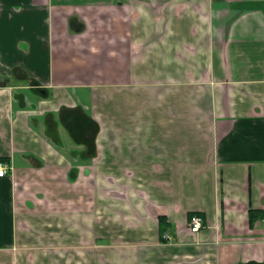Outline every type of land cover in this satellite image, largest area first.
<instances>
[{"label": "crops", "instance_id": "crops-1", "mask_svg": "<svg viewBox=\"0 0 264 264\" xmlns=\"http://www.w3.org/2000/svg\"><path fill=\"white\" fill-rule=\"evenodd\" d=\"M0 163V264H264V0H0Z\"/></svg>", "mask_w": 264, "mask_h": 264}, {"label": "built area", "instance_id": "built-area-1", "mask_svg": "<svg viewBox=\"0 0 264 264\" xmlns=\"http://www.w3.org/2000/svg\"><path fill=\"white\" fill-rule=\"evenodd\" d=\"M10 169V166L6 163H0V177H4L7 173V170ZM204 221L199 214H192L188 219V230L192 234H198L203 227ZM162 238L167 241L168 236L163 235Z\"/></svg>", "mask_w": 264, "mask_h": 264}, {"label": "trees", "instance_id": "trees-1", "mask_svg": "<svg viewBox=\"0 0 264 264\" xmlns=\"http://www.w3.org/2000/svg\"><path fill=\"white\" fill-rule=\"evenodd\" d=\"M258 219H264V212L263 211L262 212H253V211L249 212L250 223H252L253 221L258 220ZM158 225H159V235L161 237V241L165 243V240L162 238V236L166 233V229H167L168 224H167L166 220L164 219V217H160L158 219Z\"/></svg>", "mask_w": 264, "mask_h": 264}, {"label": "flooded vegetation", "instance_id": "flooded-vegetation-1", "mask_svg": "<svg viewBox=\"0 0 264 264\" xmlns=\"http://www.w3.org/2000/svg\"><path fill=\"white\" fill-rule=\"evenodd\" d=\"M191 216V215H190ZM163 243V242H162Z\"/></svg>", "mask_w": 264, "mask_h": 264}]
</instances>
